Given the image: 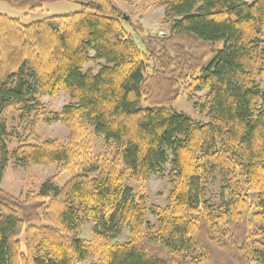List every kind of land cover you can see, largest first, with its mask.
I'll return each mask as SVG.
<instances>
[{
  "label": "trees",
  "instance_id": "1",
  "mask_svg": "<svg viewBox=\"0 0 264 264\" xmlns=\"http://www.w3.org/2000/svg\"><path fill=\"white\" fill-rule=\"evenodd\" d=\"M10 2L82 10L29 25L0 14L1 174L11 159L72 174L24 200L0 191V264H213L215 250L264 264V0H163L169 33L149 37L117 0ZM62 91L72 103L46 109ZM202 92L207 122L173 108ZM40 122L71 141H43ZM90 130L113 152L94 156ZM168 164L167 204L149 207L128 182Z\"/></svg>",
  "mask_w": 264,
  "mask_h": 264
},
{
  "label": "rangeland",
  "instance_id": "2",
  "mask_svg": "<svg viewBox=\"0 0 264 264\" xmlns=\"http://www.w3.org/2000/svg\"><path fill=\"white\" fill-rule=\"evenodd\" d=\"M163 0H117L118 5L129 20L136 26L144 27V36H161L169 33L170 22L167 21L164 15V6L161 5ZM82 7L72 2H59L45 4L42 8L34 11L29 6H22L11 3L10 0H0V14L11 18L19 19L23 24L29 25L36 21H40L53 16H66L80 12ZM89 63L84 66V71L92 70L97 73L100 64ZM259 84L264 91V76L259 78ZM203 92L198 94V97L193 101L180 98L173 108L179 113L186 114L192 117L197 122H207V112L201 111L200 103ZM42 101L48 110L61 112V110L71 104L72 101L66 92L62 91L55 98L45 96ZM197 105V106H196ZM17 123L12 122L10 127L16 128ZM92 132L91 130L89 131ZM39 137L46 140H56L62 143H69L70 132L63 122L44 123L40 122L37 128ZM91 150L94 156H98L108 150L113 152L112 148H108L103 140L91 133L90 135ZM170 165L165 167V171L160 174H155L149 179L140 182H128V185L133 187L136 194L147 198L148 206L165 207L167 199L172 191V184L168 177ZM71 172L64 171L61 166H43L33 165L30 168H22L16 165L13 160H9L8 165L3 174H1L0 164V191L5 192L16 199L24 200L27 195L38 193L43 183L51 178L63 185L71 176ZM220 185L216 179L211 184L209 197L214 201H219ZM147 220L152 224L156 223V219L151 215H147ZM93 223L91 221L82 224L79 236L85 240L93 238ZM220 236L219 232L214 233ZM215 250V249H214ZM215 259L213 264L226 263V256L219 250L214 251Z\"/></svg>",
  "mask_w": 264,
  "mask_h": 264
}]
</instances>
